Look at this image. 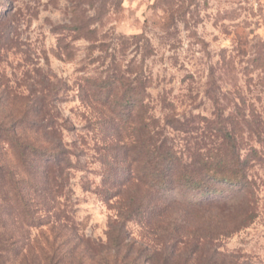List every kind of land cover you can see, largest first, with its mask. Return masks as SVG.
Masks as SVG:
<instances>
[{"label": "rangeland", "instance_id": "obj_1", "mask_svg": "<svg viewBox=\"0 0 264 264\" xmlns=\"http://www.w3.org/2000/svg\"><path fill=\"white\" fill-rule=\"evenodd\" d=\"M259 53L264 0H0V129L15 89L17 117L39 108L30 118L44 117L48 129L22 122L18 134L50 149L57 130L69 160L45 187V158L28 174L0 141V164L15 175L0 179V264H264V142L243 127L240 154L253 146L261 157L247 170L256 183L248 204L229 191L198 205L199 194L178 183L157 197L142 183L133 196L157 204L124 217L125 189L102 183L125 172L116 133L86 99V78L140 76L159 141L185 161L214 141L217 107L264 122V70L251 63ZM244 210L254 218L239 226ZM207 233L222 235L201 240Z\"/></svg>", "mask_w": 264, "mask_h": 264}, {"label": "trees", "instance_id": "obj_2", "mask_svg": "<svg viewBox=\"0 0 264 264\" xmlns=\"http://www.w3.org/2000/svg\"><path fill=\"white\" fill-rule=\"evenodd\" d=\"M251 63L256 68L264 70V53L257 54ZM143 94L144 81L140 76L132 80L124 74L114 73L108 77L86 78V99L99 106L107 129L114 128L117 139L112 148L119 151L117 157L123 158L125 165L123 177L118 179L114 172L113 177L107 175L102 180L104 186L110 184L117 189H125V195L120 201L122 208H126L123 216L139 215L143 210L140 203L157 204L156 199L155 202L148 197L137 200L133 196L136 193L132 191L131 185L142 183L149 185L150 190L153 191V194L155 191L157 197L160 196L161 190L170 192L172 188L169 186L178 183L181 189L199 194L200 200L195 203L198 205L204 201L213 203L223 196L224 192L229 191L232 195L241 194L248 204L249 199L252 200L255 195L256 183L251 179L247 170L250 167L251 158L260 160L261 157L253 146L244 157L240 154L243 127L247 128L249 138L263 143L264 122L253 111L250 113L251 120L246 121L240 119L241 111L239 109L236 113L224 116L221 109L217 107L216 111L218 112L211 122L215 127V139L211 146L204 151L197 150L189 153L186 160L183 161L164 141H159L160 134L156 130L155 122L151 120L152 117L147 115ZM20 98L21 96L15 89H10L7 93V99L11 103L6 111L9 125L4 130L0 129V141L8 142L18 161L29 172L28 174L34 175V159L38 160L39 157H44L45 165L41 184L46 187L55 183L62 176L69 160L61 144V139H58L57 130L53 128L51 130V133L56 136V140L52 142L50 149L36 147L18 134V126L22 122H26L31 128H34V125H40L42 130L48 131L44 117L37 120L30 118L32 112L36 118L40 117L41 109L39 110V108L33 111V107H28L27 111L23 110L17 117L13 101ZM37 130H39L38 127ZM125 130L131 131L127 141L121 137ZM45 134L48 135V132ZM103 140L107 145L110 139L104 138ZM106 147L109 148L111 145ZM5 178L14 181L15 175L8 167L0 164V179L5 180ZM105 195L109 196V188L106 189ZM166 198L169 201L175 199L173 196ZM136 200L139 201L138 205ZM154 210L151 207L150 214ZM252 213L253 211L250 213L244 210L239 226L251 223L254 218ZM221 235L220 233H207L201 236V240H213ZM116 240L118 245V239Z\"/></svg>", "mask_w": 264, "mask_h": 264}]
</instances>
